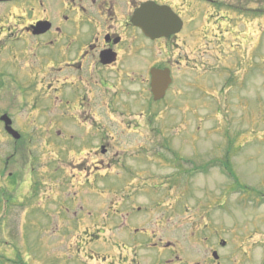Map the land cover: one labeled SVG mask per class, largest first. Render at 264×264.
I'll use <instances>...</instances> for the list:
<instances>
[{
    "label": "flooded vegetation",
    "instance_id": "af4514ba",
    "mask_svg": "<svg viewBox=\"0 0 264 264\" xmlns=\"http://www.w3.org/2000/svg\"><path fill=\"white\" fill-rule=\"evenodd\" d=\"M147 4L165 17L157 32L171 31L170 10L182 18L181 30L154 38L144 33L133 19ZM253 42L264 43V0H0V96L7 100L0 117L7 114L21 133L14 148L10 144L6 165L20 156V144L41 146L36 158L13 163L16 171L27 172L30 161L44 160L47 146H53V173L61 189L53 201L61 206L63 219L72 220L67 203L80 210L94 207L90 192L119 194L115 217L100 207L101 228L94 215L79 221L90 241L100 240L107 230L117 236L116 249L93 255L103 264H264V191L261 200H230L225 209L220 184H213L220 174L236 176L250 160L249 142L143 136L140 130L156 128L153 69L170 70L167 95H184L189 72L205 63L208 52H198L201 43L217 49L215 65L230 74ZM231 82L222 78L217 89L209 88L202 74L191 81L206 87L200 90L206 96L225 100L231 97L224 91ZM160 165L171 171L156 177ZM38 176L44 179V174ZM70 188L73 192L66 191ZM224 188L234 191L233 185ZM156 190L171 200L170 216L188 217L181 238L165 229L166 241L160 237L148 245L146 261L138 251L159 227L150 232L140 218L150 213L151 204L138 202L137 194L151 197ZM240 203L246 219L236 216ZM179 228L172 225L174 231Z\"/></svg>",
    "mask_w": 264,
    "mask_h": 264
},
{
    "label": "rangeland",
    "instance_id": "374dc122",
    "mask_svg": "<svg viewBox=\"0 0 264 264\" xmlns=\"http://www.w3.org/2000/svg\"><path fill=\"white\" fill-rule=\"evenodd\" d=\"M255 34L256 32H254V36ZM199 51L208 52L204 54L205 67H208V63H214L213 58L216 56L217 49L213 45L205 46L201 43L198 47ZM191 56L196 57L197 54H191ZM235 65V69H232L231 72L233 74L235 72L236 83L226 85L224 90L225 92L231 90L230 92L233 93L231 100H225L223 96L213 100L212 96L203 95L200 88L191 83L193 80L195 82L197 76H193L189 72L190 86L188 90L184 95L170 96L169 109V103L166 100L153 103L157 114H160L156 121V128L151 132L140 129L144 133L143 136L154 135L158 137H208L211 135V130H215L212 137H228L239 142L249 141L247 145L252 153V158L243 164V169L238 172L239 175L237 176L242 183V187L236 186L233 188L236 194L234 193L231 197L229 192L226 193L227 199L226 197L223 199L226 204L225 209H228L227 200H237L239 202L242 196L244 201L245 197L247 198L251 194L258 199L257 192L264 191V43L261 46H253L249 49L246 58L239 63L236 62ZM213 73L217 74L215 70ZM208 80L209 88L216 87L219 84L217 75L210 77ZM239 91L242 92L245 98L244 101L247 103L245 110L233 109L238 107L236 96ZM200 94L202 95L200 96ZM226 102L232 105L233 108L217 106L218 103ZM6 104V96H0V109H3ZM2 134H0V152H6L10 144H5L2 139L7 134H3L4 136ZM27 151L26 148L25 152ZM34 164L37 165V162H34ZM45 164L50 169L56 167L55 157L52 153L47 156ZM160 166L156 168V172L154 171L156 177L171 171L163 165ZM2 173L0 171V264H96L93 261L96 259L87 251H84L87 247L85 243L87 237H84L83 233L76 234L74 231H80L81 224H79V221L81 218L97 215L98 208L96 207L101 205L102 202H111L116 198L112 192L108 191V194L106 193L103 196H100V194L92 195L93 198H90L93 199L95 206L84 210H80L73 202L67 203L66 208L70 211L72 220L69 222L68 219H62L61 222L58 218L53 219L58 215L57 209L59 206H51V204L40 200L39 193L41 191L39 189L34 188V194H23V187H20L19 184L18 187H15L17 179L7 180ZM213 179H216L213 184H220V192L231 180L230 177L221 174ZM254 190L257 192H254ZM102 193L103 191H101ZM51 195L55 196V193ZM222 195L221 192L219 196ZM137 199L138 202L151 204L150 213L140 215V218L149 224L150 232L153 229L156 230L155 226H162H158L157 235L154 233L155 236L150 240H146V245L138 251L140 258L149 261L150 248L148 245L158 242L160 237L166 241L165 229L171 234L175 233L171 235L172 237H176L178 234V237L181 238L182 234L180 233L184 231L183 228L187 222V219H184L188 217V213L170 216L168 214V211H170L168 202L170 205L171 200H168L166 194L162 193L161 190L154 191L151 197L139 193ZM242 206L244 207L243 203H240L237 207L236 216L246 219V212H244ZM180 209L179 206L177 211H180ZM219 212L226 222L228 217L224 210ZM191 214L189 213V215ZM180 219L182 220V226L179 228L181 225ZM99 220L102 221V218H99ZM167 222L171 225L169 226ZM172 225L177 226L179 230L174 231ZM160 228L162 229L160 230ZM138 239L139 241L145 240L142 236ZM184 248L188 250L186 245ZM90 249L96 251V249L106 248L99 244L87 247V250Z\"/></svg>",
    "mask_w": 264,
    "mask_h": 264
},
{
    "label": "water",
    "instance_id": "95a60500",
    "mask_svg": "<svg viewBox=\"0 0 264 264\" xmlns=\"http://www.w3.org/2000/svg\"><path fill=\"white\" fill-rule=\"evenodd\" d=\"M156 13L152 14V10L149 6H145L137 15L138 18H136V24L141 26L146 33H152V28L157 25V17ZM154 80H153V93L156 100L161 99L165 95V87L163 85L162 80H159L160 77L159 72H153ZM6 121V129L12 133L14 136L16 135V132L12 130V128L9 126L10 121L8 119L6 120V117L2 118Z\"/></svg>",
    "mask_w": 264,
    "mask_h": 264
}]
</instances>
